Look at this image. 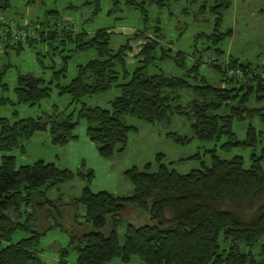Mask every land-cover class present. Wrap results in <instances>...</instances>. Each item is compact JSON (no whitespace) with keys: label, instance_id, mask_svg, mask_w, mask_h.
<instances>
[{"label":"trees","instance_id":"1","mask_svg":"<svg viewBox=\"0 0 264 264\" xmlns=\"http://www.w3.org/2000/svg\"><path fill=\"white\" fill-rule=\"evenodd\" d=\"M125 1L140 7L143 25L132 30L116 49L109 45L112 31L106 27L88 32L73 22L62 23L56 17L52 22H27L37 31L38 38L30 35L15 39L11 23L0 20V30L6 27V35L1 36L3 46L19 50L23 41L28 44L46 41L53 47L63 45L61 48L71 51L94 49L96 53L86 62L77 64L75 75L65 84L58 80L65 75L68 52L63 54L62 64L53 69L50 79L23 74L13 88L15 101L0 95V104H36L50 95L54 84L59 94L67 92L71 96L64 108L55 106L53 111L37 117L0 116V151H3L0 156V242H4L0 247V264H44L38 250L41 237L52 227H64L60 200L49 197L47 191L76 176L84 183L72 200L84 206V221L90 229L71 232L68 247L76 254L72 264H108L114 257L130 262L133 255L139 257L140 264H264V169L261 165L264 127L257 129L248 123L241 139L232 128L233 118H243L245 111L260 115L264 123V76L250 71L254 64H264V55L258 61L239 60L232 55H227L225 62L214 56L206 58L219 74L218 82H211L199 71V65L205 62L199 50L192 52L194 60L186 66L187 56L183 50L173 51L171 46L161 43L164 35L158 22L150 25L145 7L147 0ZM148 1L162 6L170 0ZM202 1L199 11L204 12L210 2L207 7L214 16V23L213 31H201L198 35L214 44L206 47H213L215 53L222 54L218 43L232 34V27L221 30L220 23L223 11L232 0ZM9 4L10 0H0V11ZM48 11L58 13L56 9ZM148 30L153 35L146 34ZM139 38L142 41L135 53L139 58L129 69L126 62V53L132 49L129 40ZM55 40L58 42L54 45ZM165 57H173L176 65L184 67V73L172 75L162 69L151 72L150 66L155 60ZM237 66L243 69L241 74L226 76V67ZM0 68V86L7 88V83L2 81L4 68ZM113 85L118 87L119 93L108 101V106L87 105L84 101L77 105L84 96L105 92ZM183 89L193 93L185 102L180 100ZM252 98L256 103L253 106L248 104ZM123 114L150 123L169 122L173 115H183L190 122L192 135L166 131V136L175 142L185 143L194 136L200 139L224 136L225 148L237 144L255 147L259 143L260 150L258 154L252 151L249 165L244 166L240 155L222 157L211 149L209 161L200 160L199 167L186 172L177 171L172 167V160L165 162L163 153H157L155 168L147 161L142 167L132 165L123 170L132 184L128 195L107 189L93 191L90 187L94 177L92 168L60 167L42 158L17 165L15 154L8 152L15 149L24 152V141L39 129H48L51 143L66 144L77 138L74 128L83 118L87 122L86 134L96 144L99 154L111 156L115 150L126 147L129 131L137 129L123 122ZM197 156L199 154L193 153L181 159ZM225 200L235 204L225 206ZM255 200L258 203L253 206ZM129 203L144 211L150 221L126 222L120 241L121 211ZM244 203L247 208L239 206ZM73 217L76 220L77 214ZM103 228L108 231L104 232ZM17 230L25 234L13 239ZM68 247L60 248L57 264H69L65 257Z\"/></svg>","mask_w":264,"mask_h":264},{"label":"rangeland","instance_id":"2","mask_svg":"<svg viewBox=\"0 0 264 264\" xmlns=\"http://www.w3.org/2000/svg\"><path fill=\"white\" fill-rule=\"evenodd\" d=\"M202 2V0H170L162 6H157L148 0L145 3L150 25L158 22L157 24L161 27L164 35L161 43L164 46H171L173 51L183 50L187 56L186 66L192 64L194 60L192 52L195 49L201 52L204 61L206 58L214 56L219 61L225 62V57L228 58L227 55L236 56L239 60L258 61L264 55V0H232V4L223 11L220 29L230 26L232 34L218 43L223 49L222 54L215 53L213 47H206L214 44L205 36L198 35L201 31L206 33L213 31L214 23V16L207 7L210 2L207 3L204 12L199 11ZM49 9H56L58 13L49 12ZM55 18L62 23L73 22L76 27L84 28L88 32H92L98 27H106L112 31L109 39L112 49H116L120 43H123L132 30L141 28L143 25L140 7L135 3H127L125 0H10L9 6L0 11V20L10 22L15 29L26 26L31 30L33 27L29 26L27 22L38 23L46 20L52 22L56 20ZM5 30L6 27L3 29L6 35ZM146 34L152 33L148 30ZM2 41L0 37V67L4 68L2 81L6 82L8 87L0 86V95L8 96L14 101L13 88L21 75L32 73L34 76H42L48 80L53 69L62 64L63 54L68 52L70 56L66 57L65 75L58 80L65 84L75 75L77 64L84 63L96 55L94 49L71 51L61 48L63 45L53 47L46 41H36L32 44L23 41L22 47L17 50L12 46H3ZM57 42L55 40L52 44L55 45ZM129 43L133 46L139 44L135 43L133 39H130ZM126 56L127 66L130 69L137 62L134 60L135 53L127 52ZM159 69L172 75H181L185 70L184 67L175 64L173 57L156 59L150 66V71L154 72ZM1 70L2 68H0ZM199 71L205 74L209 81L218 82L219 74L208 62H202L199 65ZM118 93V87L113 85L105 92L84 96L77 102V105L84 101L87 105L108 106V101ZM180 93L181 102H185L193 96V93L188 89H183ZM70 99L69 93L59 94L57 87L52 84L50 95L42 98L36 104L27 102L0 104V116L11 119L27 116L37 117L45 112L53 111L55 106L58 109L64 108ZM248 104L255 105L254 98L250 99ZM245 113L243 118L234 117L232 120V128L239 139L245 136L248 123H252L257 129L264 127L260 115H250L246 111ZM122 120L126 124L134 125L137 129L129 131L126 147L123 150H115L111 156L99 154L96 144L86 134L87 122L83 118L74 128V132L78 135L77 138L66 144L51 143L48 129H39L24 141V152L18 149L8 152L15 154L17 165L42 158L54 161L60 167L92 168L94 177L90 187L93 191L107 189L115 194L128 195L132 192V184L124 175L123 170L132 165L142 167L147 161H151L152 168H155L157 153H163L165 162L172 160V167L177 171L186 172L191 168L199 167L200 160L209 161L211 149H214L222 157L240 155L244 166L249 165L251 152L254 151L258 154L260 150L259 143L255 147L237 144L225 148L223 142L226 138L224 136L220 139H200L194 136L185 143L175 142L166 136V131L174 130L183 135H192L190 122L183 115L175 114L169 122L150 123L138 117L123 114ZM2 153L3 151H0V156ZM193 153L199 154V157L181 159ZM261 165L264 169V159L261 160ZM83 183L84 180L76 176L70 181L61 183L59 187L54 186L47 191L49 197L60 200L61 204L59 205L64 209L61 217L64 227H52L41 237L38 250L44 264H57L59 250L62 247H68L71 232L78 233L90 229L89 224L84 221V206L75 204L72 200L80 193ZM257 203L258 200H255L252 205L256 206ZM234 204L235 202L231 200L223 202L225 206ZM239 206L246 207L247 204ZM74 213L77 214L76 220L73 219ZM121 216L122 223L118 226L120 241L123 239L126 222L141 224L150 221L144 211L130 203L121 211ZM49 220L51 221V219ZM103 231H108V228H103ZM24 234L17 230L13 239ZM3 244L4 242H0V247ZM75 255L74 250L68 247L65 257L69 264L73 263ZM108 264H140V259L137 255H133L130 262H124L114 257Z\"/></svg>","mask_w":264,"mask_h":264},{"label":"built area","instance_id":"3","mask_svg":"<svg viewBox=\"0 0 264 264\" xmlns=\"http://www.w3.org/2000/svg\"><path fill=\"white\" fill-rule=\"evenodd\" d=\"M13 26L14 25L11 24V27H12V35H13L14 38H16L18 36L26 37V36H30V35L31 36H34V37H37V38L39 37V34L34 29L29 30L25 26H20V27H17V29H15V27H13ZM66 26H69L70 28L72 27L74 29L76 28L75 26L69 25V23H66ZM2 32L3 31L1 29L0 30V37L2 35ZM3 35H5V32H4ZM3 35H2V37H3ZM242 71H243V69L240 68V67H238V66L237 67H228V68L226 67L225 68L226 76L232 75V74H238L239 75V74L242 73ZM250 71H251V73L259 74V75L264 76V64L263 63H261V64H254L252 66V68L250 69Z\"/></svg>","mask_w":264,"mask_h":264},{"label":"crops","instance_id":"4","mask_svg":"<svg viewBox=\"0 0 264 264\" xmlns=\"http://www.w3.org/2000/svg\"><path fill=\"white\" fill-rule=\"evenodd\" d=\"M135 43H139L137 46H133V45H131L132 46V49L131 50H129L128 52H130V53H136L137 51H138V49L140 48V42L142 41V39H135V40H133ZM127 57V56H126ZM139 57L138 56H136L135 55V57H134V60H136V59H138ZM70 142V141H69ZM23 164V163H22Z\"/></svg>","mask_w":264,"mask_h":264}]
</instances>
